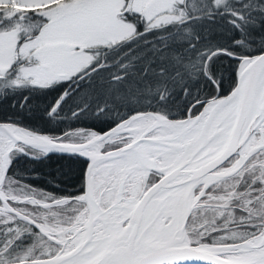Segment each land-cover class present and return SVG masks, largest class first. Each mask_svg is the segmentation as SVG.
Masks as SVG:
<instances>
[{
  "label": "snow or ice",
  "instance_id": "6c2138e0",
  "mask_svg": "<svg viewBox=\"0 0 264 264\" xmlns=\"http://www.w3.org/2000/svg\"><path fill=\"white\" fill-rule=\"evenodd\" d=\"M252 12L264 0H0V95L71 81L104 94L98 114L109 99L147 104L106 133L0 121V264H264V29L252 36ZM216 15L242 33L230 47L178 27ZM217 57L235 62L227 87ZM200 76L211 92L192 90ZM28 150L83 157L81 191L16 187L9 168Z\"/></svg>",
  "mask_w": 264,
  "mask_h": 264
},
{
  "label": "trees",
  "instance_id": "16d2710c",
  "mask_svg": "<svg viewBox=\"0 0 264 264\" xmlns=\"http://www.w3.org/2000/svg\"><path fill=\"white\" fill-rule=\"evenodd\" d=\"M245 15L249 14L245 12ZM251 16L257 22V27H250L249 30L252 36L258 37L261 29H264V15L252 12ZM227 19L228 17L224 15L205 16L201 19L193 18L185 25L178 27L190 29L194 36L200 38V46L211 45L226 48L232 46L233 39H241L242 36L240 30L227 23ZM166 31H173V26H168ZM156 35L159 33L146 36L141 47L149 45ZM182 46L187 47V41L183 42ZM260 50L258 40L253 42L249 49L252 54H256ZM241 51L244 50L241 49ZM212 69L227 87L235 75V62L228 58L217 57L213 62ZM69 82H62L45 89L8 91L6 94L0 95V121H9L38 133L53 136H59L69 130H92L97 133H105L114 128L121 119L130 115L131 112L147 107L143 101L132 104L109 99L110 107L98 114L96 108L104 102V94L99 90L94 91L86 82H79V87L69 93L57 113L48 116L49 109ZM190 87L194 92L199 90L201 94L212 91L211 83L204 76L198 77ZM175 94L183 96L182 89L177 87ZM187 99L178 102L179 107L174 114L179 115L183 111ZM77 109L82 110L74 116L73 112H76ZM27 153L30 154V157L20 153L16 154L9 168V176L18 182L16 187L22 189L30 187L34 191H43L60 197L76 195L81 191L83 159L54 153L37 155L33 150H28Z\"/></svg>",
  "mask_w": 264,
  "mask_h": 264
},
{
  "label": "water",
  "instance_id": "95a60500",
  "mask_svg": "<svg viewBox=\"0 0 264 264\" xmlns=\"http://www.w3.org/2000/svg\"><path fill=\"white\" fill-rule=\"evenodd\" d=\"M261 50H262V49H261ZM261 50H260V51H261ZM258 53H259V52H257L256 54H258ZM64 91H65V90H64ZM64 91H63V92H64ZM69 93H70V92H69ZM59 98H60V97H59ZM59 98H58V99H59ZM58 99H57V100H58ZM57 100H56L54 103H56ZM54 103H53V104H54ZM47 115H48V114H47ZM48 116H49V115H48ZM107 132H108V131H107ZM105 133H106V132H105ZM51 153H54V154H62V155H72V156H77V157H80L81 159L84 160L83 157H81V156H79V155H77V154H73V153L62 152V151H49L47 154H51ZM47 154H46V155H47Z\"/></svg>",
  "mask_w": 264,
  "mask_h": 264
},
{
  "label": "rangeland",
  "instance_id": "374dc122",
  "mask_svg": "<svg viewBox=\"0 0 264 264\" xmlns=\"http://www.w3.org/2000/svg\"><path fill=\"white\" fill-rule=\"evenodd\" d=\"M76 88H77V86H76V85L74 86V84L70 81V82L68 83V85L66 86L65 89H70V93H71V92H73L74 90H76ZM20 154H23V155H25V156L30 157V154H29V153H20ZM61 155H62V154H61ZM31 157H32V156H31Z\"/></svg>",
  "mask_w": 264,
  "mask_h": 264
}]
</instances>
